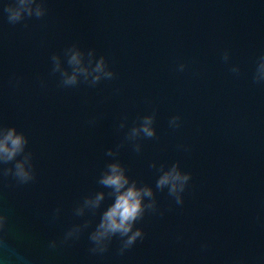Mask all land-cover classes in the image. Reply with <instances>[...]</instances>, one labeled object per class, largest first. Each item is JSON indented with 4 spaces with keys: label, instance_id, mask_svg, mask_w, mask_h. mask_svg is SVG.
I'll return each mask as SVG.
<instances>
[{
    "label": "water",
    "instance_id": "obj_1",
    "mask_svg": "<svg viewBox=\"0 0 264 264\" xmlns=\"http://www.w3.org/2000/svg\"><path fill=\"white\" fill-rule=\"evenodd\" d=\"M30 7L0 0V132L25 140L0 159V264H264V0ZM110 164L151 190L130 245L92 239Z\"/></svg>",
    "mask_w": 264,
    "mask_h": 264
},
{
    "label": "clouds",
    "instance_id": "obj_2",
    "mask_svg": "<svg viewBox=\"0 0 264 264\" xmlns=\"http://www.w3.org/2000/svg\"><path fill=\"white\" fill-rule=\"evenodd\" d=\"M21 6L31 13L30 7L31 0H20ZM9 19L16 20L21 15V10L9 9ZM36 14L40 15V8L37 6ZM71 62L75 64L80 63L79 53L73 52L71 56ZM264 68V65L261 66ZM78 71H86V69L80 68ZM103 70L102 59L97 62L94 71L97 73ZM98 78L94 77V79ZM75 76L67 78L66 82H74ZM150 118H145V124L143 125V131L147 135H152V129L148 127L150 124ZM135 131V130H134ZM25 143L22 134L15 132V129L9 128L4 132H0V159H11L14 154L22 149ZM110 171L101 178V183L112 187L115 193L114 202L103 213L101 222L98 225L96 233L93 234L92 239L99 242L102 238L110 236L113 233H120L122 236L127 235L126 245H130L137 236H140V230L131 231L133 221L142 214L143 205L142 197L150 196L151 190L147 187L137 188L135 182L129 184L127 177L123 173V169L118 164H110ZM16 174L21 179H28L29 173L25 171L21 163L16 165ZM187 174H181L175 166L172 169L165 172L157 181L158 186L168 184L170 185V192H178L183 189L184 183L188 180ZM125 185H128L125 187ZM123 189V191H122ZM102 199V193L97 194L94 201L91 203L96 204ZM2 219V218H0Z\"/></svg>",
    "mask_w": 264,
    "mask_h": 264
}]
</instances>
